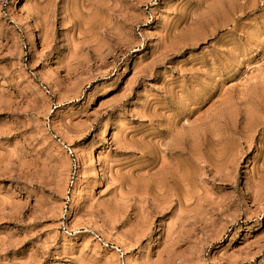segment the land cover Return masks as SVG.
I'll return each mask as SVG.
<instances>
[{"label": "rangeland", "instance_id": "374dc122", "mask_svg": "<svg viewBox=\"0 0 264 264\" xmlns=\"http://www.w3.org/2000/svg\"><path fill=\"white\" fill-rule=\"evenodd\" d=\"M0 264H264V0H0Z\"/></svg>", "mask_w": 264, "mask_h": 264}, {"label": "bare ground", "instance_id": "6f19581e", "mask_svg": "<svg viewBox=\"0 0 264 264\" xmlns=\"http://www.w3.org/2000/svg\"><path fill=\"white\" fill-rule=\"evenodd\" d=\"M18 3H20V1H18ZM21 3H22V2H21ZM192 22H193V21H192ZM193 24H194V23H192V25H193ZM190 33H191V34H190L191 36H194V35L197 33V31H196V29L193 28V29L191 30ZM198 36H199V35H198ZM194 37H195V36H194ZM194 37H193V38H194ZM196 37H197V36H196Z\"/></svg>", "mask_w": 264, "mask_h": 264}]
</instances>
